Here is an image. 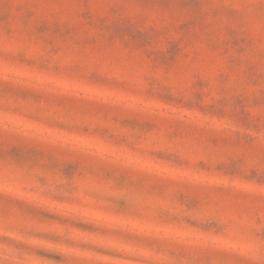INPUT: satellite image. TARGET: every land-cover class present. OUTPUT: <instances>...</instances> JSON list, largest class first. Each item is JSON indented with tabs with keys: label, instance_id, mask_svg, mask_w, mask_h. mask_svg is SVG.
I'll use <instances>...</instances> for the list:
<instances>
[{
	"label": "rangeland",
	"instance_id": "obj_1",
	"mask_svg": "<svg viewBox=\"0 0 264 264\" xmlns=\"http://www.w3.org/2000/svg\"><path fill=\"white\" fill-rule=\"evenodd\" d=\"M0 264H264V0H0Z\"/></svg>",
	"mask_w": 264,
	"mask_h": 264
}]
</instances>
